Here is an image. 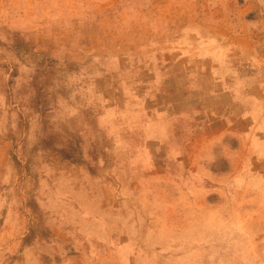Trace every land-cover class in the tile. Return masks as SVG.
<instances>
[{"label": "rangeland", "instance_id": "374dc122", "mask_svg": "<svg viewBox=\"0 0 264 264\" xmlns=\"http://www.w3.org/2000/svg\"><path fill=\"white\" fill-rule=\"evenodd\" d=\"M0 264H264V0H0Z\"/></svg>", "mask_w": 264, "mask_h": 264}, {"label": "crops", "instance_id": "0c3cea01", "mask_svg": "<svg viewBox=\"0 0 264 264\" xmlns=\"http://www.w3.org/2000/svg\"><path fill=\"white\" fill-rule=\"evenodd\" d=\"M241 15H244V10H241ZM230 16V14H229ZM243 17V16H241ZM247 31L242 30V28L237 24L232 18H229V44L221 41H217L214 43H201L199 46H194L195 48V61H199L197 63V67L189 68V71H193L192 73L199 72L201 74V79L197 86L191 87L190 92H181L179 93V87L175 93H171L170 95L164 96L163 99L169 104L167 110L170 111L169 115H177L178 105L182 102L191 101L194 99L195 95H198L201 99L200 103L202 106L208 107L212 109L214 112V119H220L222 117H226L227 113H225V107H229L232 105L233 107L241 106L239 101L236 99L235 87L229 85V76L227 77V73L225 72V68L222 66V61H229L223 56L224 48H229V56L235 57V55L239 52H242L246 55H251V48L243 47L240 45V40L249 38L247 35ZM195 43V44H197ZM216 47V48H215ZM219 48V49H217ZM185 59L193 60L192 56L184 55ZM216 59V69H203L204 60L211 61V64L214 65L212 59ZM234 59V58H233ZM232 59V62H233ZM234 64V62H233ZM187 72V73H188ZM209 83H208V82ZM255 95H258L255 93ZM259 97V96H258ZM257 97V98H258ZM155 99L159 98V95L154 97ZM180 107V105H179ZM249 111H247L244 116H247ZM229 118V117H227ZM229 131V125L227 127Z\"/></svg>", "mask_w": 264, "mask_h": 264}]
</instances>
